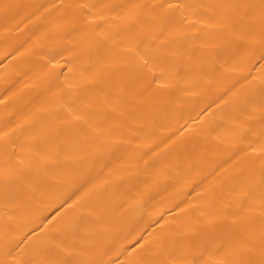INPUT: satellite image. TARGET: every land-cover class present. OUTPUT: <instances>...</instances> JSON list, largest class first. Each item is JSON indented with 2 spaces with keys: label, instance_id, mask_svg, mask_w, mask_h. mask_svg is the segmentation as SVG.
Listing matches in <instances>:
<instances>
[{
  "label": "bare ground",
  "instance_id": "1",
  "mask_svg": "<svg viewBox=\"0 0 264 264\" xmlns=\"http://www.w3.org/2000/svg\"><path fill=\"white\" fill-rule=\"evenodd\" d=\"M262 8L0 0V264H258Z\"/></svg>",
  "mask_w": 264,
  "mask_h": 264
},
{
  "label": "snow or ice",
  "instance_id": "2",
  "mask_svg": "<svg viewBox=\"0 0 264 264\" xmlns=\"http://www.w3.org/2000/svg\"><path fill=\"white\" fill-rule=\"evenodd\" d=\"M168 7L171 8L173 6L168 5ZM177 10H179V6H177ZM241 20H243V17H241ZM260 23L262 25L261 33H260V41L262 46H264V8L261 9ZM259 59L261 61H264V51L261 52ZM141 67L148 68L147 59H143V64ZM262 67H264V65H262ZM74 118L79 120L82 119L83 117L75 116ZM25 239H27V237H25ZM226 248H227V244L225 243L224 240L216 236L210 235L207 238L206 242L201 244L198 254H193L191 258L185 262V264H238V262L235 259L230 258L227 254L224 256L221 255L222 253L226 252ZM206 256L207 259L205 258ZM14 264H33V262L32 261L15 262L14 260ZM50 264H66V261L62 259H57L51 261ZM248 264H254V262L249 261ZM258 264H264V240L261 241L260 260L258 261Z\"/></svg>",
  "mask_w": 264,
  "mask_h": 264
}]
</instances>
